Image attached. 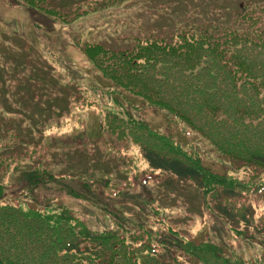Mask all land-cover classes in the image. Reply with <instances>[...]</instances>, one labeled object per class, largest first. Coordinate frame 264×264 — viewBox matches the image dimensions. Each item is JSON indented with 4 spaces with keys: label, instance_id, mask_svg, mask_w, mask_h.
I'll use <instances>...</instances> for the list:
<instances>
[{
    "label": "trees",
    "instance_id": "1",
    "mask_svg": "<svg viewBox=\"0 0 264 264\" xmlns=\"http://www.w3.org/2000/svg\"><path fill=\"white\" fill-rule=\"evenodd\" d=\"M3 1L12 7L23 4L26 8L39 9L47 21L48 17H55L53 0L54 9L48 0ZM184 2L180 0L178 5H189ZM219 3L222 8H215L213 23L205 25L196 15L177 22L172 18L175 23L161 38L150 34L130 50L109 48L105 42L96 40H84L77 48L92 62L107 86L111 85L113 95L122 91L134 100L145 101L208 139L224 157L236 156L242 165L264 168V154L244 151L247 147L264 145V0ZM232 3V8L226 7ZM164 8H169V4ZM13 55L12 62L0 65V264H181L166 262V255L158 260L148 253L156 241L164 250L182 251L193 264H264V237H257L264 228L256 234L238 230L240 226L255 229L253 208L246 199L249 192L263 196L264 183L246 185L249 188L246 190L229 176L211 172L199 158L190 157L183 146H174L168 136L150 129L148 123L120 119L113 112H108L109 121L125 125L120 133L116 130L115 137L129 133L140 143L149 167L164 176V187L173 186L174 181L181 186L194 184L204 199L201 208L208 201L210 209L225 220L232 234L236 231L237 235L258 244L260 256L245 262L240 256H226L223 247L214 241L200 243L176 233L158 234L154 240L150 237L139 245L137 236L125 237L127 231H135L133 227L128 230L118 225L117 230L91 231L63 206L53 207L50 203L24 206L20 200L14 202L22 181L35 179L44 183L52 175L38 169L24 172L18 157L36 129L30 124V134L24 135L27 140H20L16 116L25 110L21 111L19 104L30 103L28 94L32 95L31 90L43 82L33 79L37 75L29 79L23 71L29 62ZM7 65L10 66L8 78L2 76ZM50 82L47 77L44 86ZM23 87V92L15 91ZM17 104L19 110L15 111L11 107ZM23 114L26 118L27 113ZM231 148L234 149L228 151ZM5 153L9 156H2ZM39 183L34 188L43 185ZM76 196L81 197L77 193Z\"/></svg>",
    "mask_w": 264,
    "mask_h": 264
},
{
    "label": "rangeland",
    "instance_id": "2",
    "mask_svg": "<svg viewBox=\"0 0 264 264\" xmlns=\"http://www.w3.org/2000/svg\"><path fill=\"white\" fill-rule=\"evenodd\" d=\"M179 1L53 0L54 9L48 0L55 17H48L47 21L45 13L39 9L26 8L23 4L12 7L0 0V46L6 47L0 49V65L12 62L13 53L17 54L29 62L24 70L20 67L27 77L32 79L37 75L33 79L43 82L42 86L31 90L32 95L28 94L30 103L21 101L19 104L21 111L27 113L26 118L25 112L16 116L20 140H27L24 135L30 134V124L36 129L29 135V145L23 144L18 157L24 172L38 169L52 175V179L44 183L35 179L22 181L18 197H13V201L20 200L24 206L47 203L53 207L63 206L91 231L117 230L118 225L128 230L133 227L135 231H127L125 237L137 236L139 245L150 237L154 240L158 234L176 233L200 243L214 241L223 247L226 256H240L245 262H252L260 256L258 244L237 235L236 231L232 234L225 220L210 209L208 201L202 209L204 199L194 184L181 186L174 181L173 186L164 187V176L149 167L140 143L129 133L115 137L116 130L120 133L125 125L109 121L108 112L120 119L148 123L150 129L168 136L174 146H183L190 157L199 158L211 172L229 176L246 190L247 186L264 183V168L242 165L236 156L224 157L208 139L145 101L134 100L122 91L113 95L111 85L107 86L92 62L77 48L84 40H96L105 42L109 48L130 50L150 34L161 38L175 23L172 18L177 22L196 15L205 25L213 23V12L221 2L185 0L183 4L189 5L183 7L178 5ZM166 4L169 8H164ZM233 5L226 4V7ZM175 10L178 11L174 13ZM58 19L60 21H56ZM40 21L45 22L44 25ZM6 68L2 76L8 78L10 66ZM47 77L51 82L44 86ZM19 107L17 104L11 108L17 111ZM6 118L11 116L6 115ZM251 150L264 154V145L244 148L246 154ZM37 183L43 185L34 188ZM248 197L246 201L253 208L255 229L240 226L238 230L256 234L264 228V195L249 192ZM257 237H264V231ZM150 248L148 253H153L158 260L166 255V262L193 264L182 251L164 250L157 241Z\"/></svg>",
    "mask_w": 264,
    "mask_h": 264
}]
</instances>
